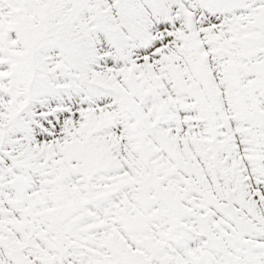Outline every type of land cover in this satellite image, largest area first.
I'll return each mask as SVG.
<instances>
[{
    "label": "snow or ice",
    "instance_id": "snow-or-ice-1",
    "mask_svg": "<svg viewBox=\"0 0 264 264\" xmlns=\"http://www.w3.org/2000/svg\"><path fill=\"white\" fill-rule=\"evenodd\" d=\"M0 264H264V0H0Z\"/></svg>",
    "mask_w": 264,
    "mask_h": 264
}]
</instances>
